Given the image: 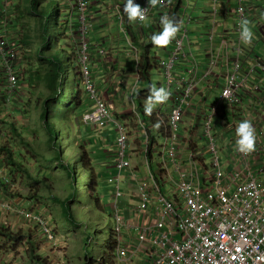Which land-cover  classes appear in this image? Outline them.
<instances>
[{"label":"built area","instance_id":"obj_1","mask_svg":"<svg viewBox=\"0 0 264 264\" xmlns=\"http://www.w3.org/2000/svg\"><path fill=\"white\" fill-rule=\"evenodd\" d=\"M235 1L232 9L235 22L231 32L237 42V57L226 69L224 84L220 86L216 101L209 104L204 113L205 151H189V166L183 164L179 146L180 124L193 99L205 96L201 84L217 73L221 61L220 56L215 54L212 28L208 36L210 57L205 66H200L192 49L190 25L193 16L181 7V27L166 46L167 52L159 57L166 90L169 93L175 87L179 90L170 105L165 142L159 152L162 170H151L154 173L149 178L140 180L136 192L131 194L136 204L121 207L119 199L126 196L122 175L131 171L133 166L131 136L126 123L114 117V108L93 79V42L90 37L93 26L89 17L92 0H72V6L77 11L74 17L79 40L78 91H82L89 106L83 113L84 123L100 129L109 124L116 128L114 160L108 183L114 188L110 210L115 255L119 264H264V183L249 170L250 160L255 157L262 158L264 164V135L261 133L257 137L258 143L253 151L238 152V165L225 169L216 133V121L223 109L244 106L252 87L264 101V57L258 58L251 68L240 59L244 49L240 21L247 19L248 8L244 0ZM134 2L148 8L145 19L135 21L137 25L152 19L158 30L161 23L154 18L168 16L175 0H158L155 7L149 5L148 0ZM123 3L124 0H116L114 8L125 31ZM219 3L220 0H211L214 14L219 11ZM14 50L0 29V68L5 78V105L11 104L20 82L16 69L19 64L17 52ZM179 71L182 75H178ZM255 73H260L263 79L251 85V77ZM139 122L142 123L141 118ZM148 140L145 136L143 156L147 164ZM0 142L9 147L14 145L9 128H0ZM260 171L264 172V168ZM1 175L0 169L1 183L10 184V178ZM12 208L11 202L0 199V210L10 211ZM18 214L33 221L49 242H56L54 226L44 214L26 208H20Z\"/></svg>","mask_w":264,"mask_h":264},{"label":"rangeland","instance_id":"obj_2","mask_svg":"<svg viewBox=\"0 0 264 264\" xmlns=\"http://www.w3.org/2000/svg\"><path fill=\"white\" fill-rule=\"evenodd\" d=\"M116 3V0H112V3ZM176 1V0H175ZM11 10H7V16L4 21L8 18L9 22L13 21L16 23L15 28L5 29L4 24H1V30L5 32V37L10 41L11 48L16 49L14 52L16 53V59L19 64H17V73L19 74V85L17 93L13 99V102L7 107L8 109L5 112H0V128H4L6 126L12 127V135L14 136V145L12 146L13 149L17 152V156L19 158V162H23L22 165L25 163L30 173L32 175H20L12 173V171L8 168L2 167L0 165V169L2 171L3 176H8L11 182L6 187L1 184L0 181V197L3 195L7 196L12 201L13 208L10 211L0 210V229H8L13 230L14 233L24 232L26 235L30 233L33 243L36 245L37 253L40 254L43 258H45L48 264H86V256L91 255L93 259H98L101 263L102 255L106 251L105 246L107 244V232L109 231L110 227L112 228V221L109 211L107 210L110 206V199L111 195L108 196L107 200H104L108 194L104 193V185L101 183L100 190L99 186L95 189L89 190L87 189L86 183L83 182V173L81 171H76L75 176L77 177L76 186H77V199L72 204V210L75 217V224L68 220V216L66 213L63 212V208L61 205L56 204L49 201H43L42 197L45 195V189L40 184L34 185V189L32 192L30 191L31 186L25 183L24 179L27 178L31 180V176L36 173L37 176L41 180H45L46 184L53 190V193L57 194L61 198H67V196L72 192L71 190V180L69 179L65 170L60 167L66 162H73L72 156L76 152L75 148L80 146L82 141L80 139L76 140V137L72 136V140L75 143L76 147H72L71 143H68L66 140L67 137L64 135L61 136L60 139V150L63 155L62 161H52L49 162V159L54 152L56 151L55 148H52V145L48 144L46 134L43 132V122L40 119L39 107L37 105V96H39V92L31 87L28 86L29 76L37 72V59H34V56L30 55L32 49L30 47H26L27 36L31 31H29L25 26L22 28V25L16 21L17 15L21 11L20 3L18 1L11 0ZM249 3V2H248ZM9 8V7H8ZM16 14H14L15 12ZM192 11L191 8L188 7L186 9V13L188 15H192L190 13ZM22 12V11H21ZM91 21V20H90ZM95 21L92 18V22ZM10 25V24H9ZM125 29V28H124ZM191 31V30H190ZM150 33V35H152ZM123 34V33H122ZM149 35V36H150ZM76 42L78 45V34L75 33ZM14 40L13 42H11ZM145 38L144 42H147ZM29 41V39H28ZM126 41V38H124ZM19 44H22V47H19ZM60 47L65 46L64 44H60ZM78 47V46H77ZM162 46H154L152 49L153 51H157L159 55L160 53L165 51V48L162 50ZM78 48H74V52L76 51V55L78 53ZM108 50H112L109 48ZM134 51L133 47L130 50V55L127 56V61H125L131 71L129 74L136 75V65L138 62V57L131 53ZM152 51V52H153ZM139 52V51H138ZM167 52V51H166ZM75 54V53H74ZM110 59V66L113 64L112 55ZM140 56V52H139ZM122 58H117L116 61L119 63L121 62ZM153 70L151 72V85L155 84L157 87L163 86L166 89V80L164 75L162 74L160 65H158L157 60H153ZM117 64V63H116ZM122 65V63L120 64ZM138 67V65H137ZM117 68V67H114ZM35 70V71H34ZM43 70V68L41 69ZM216 75V74H214ZM138 76V73H137ZM79 80V79H78ZM138 80V78H137ZM135 78L128 81L130 85L124 84L123 88H120L121 93V101L117 100L116 106L117 109L123 110L125 108L128 111V115L121 116V112L117 111L115 118L119 120H124L127 123V128L129 134L131 136V149L132 153V168L130 173L128 172L123 173L122 181L125 191L127 189H131L134 193L136 192L138 183L145 177L150 176L154 172L151 170H162L159 152L165 142V134H162V131L154 132L156 137V142H154V154L158 156L152 157L150 151L148 153V165L146 163L145 157L142 154V151L145 150L144 147L145 136L151 139V135L146 132V128L144 125L148 126L146 123H140V112L138 107L135 105V97L136 94L141 91L140 94V101L142 104H146L147 98L149 96V89H146L147 85L143 87L141 82H138L136 86ZM251 82H257V77L252 76ZM71 86L70 83H68ZM205 85H201L204 87ZM133 87V88H131ZM73 88V87H72ZM74 89V88H73ZM42 90V89H41ZM40 90V91H41ZM137 91V92H136ZM82 92V91H79ZM136 92V93H135ZM217 93V92H216ZM217 95V94H216ZM133 96V98H132ZM211 94L208 92L205 97L198 98L199 107L198 108H191V106L186 110V114L184 116L183 121L180 124V133L181 139L179 142L181 156L183 161L187 160L188 154L194 152L196 149L200 150L202 153L205 151V141L203 140V118L204 113L207 110V106L212 103V101L208 100ZM218 97V96H217ZM137 98V97H136ZM4 99V96H3ZM132 100L134 102H132ZM195 99H193L194 101ZM247 99L244 102L246 104ZM111 102V101H110ZM85 103V101H84ZM163 102L157 103L154 105L153 108H158ZM251 104V103H249ZM85 105V104H84ZM133 107V109H132ZM163 108H166L167 111H163V115L166 118V115H169L170 104L167 102L163 105ZM242 108V107H241ZM237 112V108H230L225 107L219 116L218 120L216 121V133L218 137V144L220 148V152L223 155H226L227 151L236 154L235 158H237L238 150L236 149L235 140L237 139L235 129L238 123L242 120H238V114L240 110ZM246 108V110L244 109ZM116 110V107L114 108ZM132 109V110H129ZM244 111L246 112L243 119H248L251 121L256 134V141L255 146L257 145V137L261 133L264 135V117L263 112L264 108L259 109V113L252 109L249 111V106H243ZM242 109V110H243ZM194 111V112H192ZM232 111L234 115L232 116ZM153 114V112H151ZM165 113V114H164ZM190 113H195V117L191 116ZM227 113H230L231 116H227ZM238 113V114H237ZM7 116L6 119L2 117V115ZM237 116V122L233 123L235 117ZM258 116V117H257ZM229 117V118H228ZM3 118V119H2ZM138 121V123H137ZM76 123L79 125V129L75 130V136H81L82 129L84 128L81 123H84L83 113L82 116L76 117ZM191 123L192 125L188 128V124ZM58 124V123H56ZM86 125V124H85ZM88 126V125H87ZM113 126L112 124L107 125L102 130L107 129L108 127ZM185 126V127H184ZM114 127V126H113ZM14 128L17 129L19 134L22 136H26L24 138L26 142L31 143V149H28L26 146L20 145V142L16 139L14 135ZM114 138L116 135V128L114 127ZM187 133V135H186ZM232 135L231 140L227 135ZM74 135V134H73ZM227 137V138H226ZM87 138V137H86ZM89 139V138H88ZM88 141V140H87ZM86 141V142H87ZM150 142V141H149ZM88 143V142H87ZM73 144V143H72ZM79 144V145H78ZM156 144V145H155ZM3 146V143H0V148ZM10 147V148H12ZM184 149V151H183ZM227 150L226 152H224ZM191 151V152H189ZM143 161V163H142ZM32 166H36V170L32 168ZM111 167H108L110 170ZM9 172H8V171ZM91 172V170H89ZM92 176L96 177L94 171L91 172ZM1 175V176H2ZM97 178V177H96ZM95 178V179H96ZM2 180V177H0ZM127 180V181H126ZM107 181V180H106ZM126 181V182H125ZM98 182V179H97ZM130 182V184H129ZM108 184V182H107ZM131 184H134L132 187ZM112 186V185H111ZM113 186L112 188L109 185V189L107 191H111L113 193ZM100 191V192H99ZM106 194L105 197L102 195ZM111 193V194H112ZM40 195V196H37ZM47 195V194H46ZM37 196V197H34ZM4 199V198H3ZM32 199V200H31ZM123 197L119 199V204L121 203ZM5 201H9L4 199ZM23 200H31L28 202V205L20 203ZM33 202V204H32ZM44 204V205H40ZM27 210H31L34 212H40L44 214L48 219L51 220L55 233L58 237V242L52 243L49 242L46 237L42 234L40 229L33 223V221L29 222L26 219H23L19 214L18 211L20 208L25 207ZM105 205V207H104ZM25 211L24 209H21ZM20 228V229H19ZM87 236H91L89 240H87ZM4 237H0V252L4 255H7L6 262L3 264H31V261L28 257L27 252V244L25 242L17 244L16 242L10 243L6 242ZM87 252V253H86ZM88 254V255H87ZM113 256L116 258L115 253ZM117 264V262L115 263Z\"/></svg>","mask_w":264,"mask_h":264},{"label":"crops","instance_id":"obj_3","mask_svg":"<svg viewBox=\"0 0 264 264\" xmlns=\"http://www.w3.org/2000/svg\"><path fill=\"white\" fill-rule=\"evenodd\" d=\"M244 1L247 3V8H248L247 20L250 22V27L252 28L254 38L252 39L250 43H244V49H243V53L240 55V59L244 62L245 66H247L248 68H251L254 62L258 58L264 57V18H262V14H264V0H244ZM11 3H12L11 0H0V25L4 24L5 29L10 28L11 25H13L12 28H15V25H16V23H13V21L9 22L8 18L4 21V19L7 16V10L8 9L11 10V7L9 6V4ZM60 4H61L63 12L67 14V12L72 7V0H62ZM235 5H236L235 0H220L219 11L217 12V14H214L212 10L211 0H184V6L188 7V10L189 8L192 9V11L190 12L192 13V16H193V23L190 25L192 49L194 51L196 59L200 63V66L202 65L205 66L208 62V58L210 57L209 49L211 47V44L208 40V36H209V33L211 32V29L214 28L215 38H214L213 46H214L215 54L220 56L221 64H220L219 69L217 70L216 75H213L212 77L207 78L201 84V85H205L204 86L205 96L207 95L208 92L211 94L208 100L212 102L217 99L220 86L224 84L225 73H226V69L228 65L231 63L233 59H236L237 57V53H236L237 42L235 41V38L231 32L234 26V22H235L234 15L232 14V9L235 7ZM114 6L115 4H114V1L112 3V0H93L92 1V7L89 12V17L91 20V24L93 26L92 32L90 35L91 40L93 42V46L91 48V56H92L91 64H93L92 65L93 79L96 82L97 87L103 93L104 97L107 99V102L110 103V105L113 108L116 107V110L114 109V112H113L114 116L116 115L117 111L121 112V116H124V115H128V111H126L125 108L121 110L120 107L119 109H117L118 106H116L117 100L121 101L120 97H121L122 90L120 91V88L121 87L123 88L124 84L130 85L128 81L132 80V78H135L134 83L136 86H138L137 83L139 82V80H137L138 78L137 66H136V75L134 76L132 74H129V71L131 70L129 68V65L125 61L128 60V58L126 57L130 55V50L133 46L129 43L126 33H124V31L122 30L119 24V20H118L117 13L115 11ZM92 18L95 21L92 22ZM154 19L160 22V17H155ZM152 23H153L152 19H149L142 25H137L135 21L131 23L129 22V26L133 27V31L131 32L134 33V36L136 37V39L142 42V41H145V38L147 40V37H149L152 31L156 30V26H154ZM68 24H69L68 28L70 30L69 32L71 35L70 43L71 45L78 46L76 42V36H75V33H77V30H78L77 22L73 21ZM3 33L5 34V32ZM124 38H126V41H124ZM13 41L14 40H12L11 42ZM19 47H22V44H19ZM31 48H32V51L34 52L35 50L34 46ZM109 48H112V50H108ZM131 53L134 54L136 57V54H135L136 51L135 53L131 51ZM160 54L162 55L164 53L161 52ZM30 55L34 56L32 52ZM110 55H112V58H113V64H114L112 66L113 68H111L110 66V59H111ZM117 58H122L121 62L119 63V66H118V62L116 61ZM34 59L36 58L34 57ZM121 63L122 65H120ZM114 67H117V68H114ZM178 75H182L180 74V71L178 72ZM254 76L257 77V83H259V81L263 79V76L260 73H255ZM72 81L73 83H71L70 87H73L74 90L77 91L79 87L78 79H73ZM254 83L255 82H251V85H254ZM41 87L42 85H39L36 87L34 86L33 89L37 91V90H41ZM4 91H5V78L4 76H2V72L0 69V112L2 111L5 112V110L8 109L7 108L8 106H5L3 104ZM178 93H179V90L176 87L173 88L170 92V96L168 97V99L164 101L160 105V107L153 108L152 112L159 114L160 108L167 102L170 105H172ZM198 98L199 97H195L194 98L195 100L191 102V105H192L191 108L199 107L200 104H199ZM246 99L247 101L244 106H249L250 107L249 111L252 109H255V111L259 113V109L264 108V101L259 97L258 92H256L253 89V87L249 91ZM132 102L134 101L132 100ZM84 104L80 109V116H82V113H84L85 111L89 109L88 103L86 101ZM240 108L241 107L236 109L237 112L239 111ZM132 109H129V110H132ZM242 109H243V106L240 110V113L239 114L237 113L239 116L238 120L243 119L246 114V112L244 111V109L246 110V108H244L243 110ZM163 111L165 112L167 111V109L166 108L161 109L160 113L162 115H163ZM190 115L195 117L196 114L190 113ZM233 115H234V112L232 111V116ZM227 116H231L230 113H227ZM262 116L264 117V112ZM2 117L6 119L7 116H5L4 114L2 115ZM166 117L168 116L166 115ZM138 119H140L139 116H138ZM236 120H237V116L235 117V120H233V123H236L237 122ZM124 122L126 123V121ZM81 124L83 125L84 128L82 129L81 136L79 137L77 136V140L80 139L79 141H82V143L80 144V147L81 145H83L91 158L92 172L94 171L98 179V182H97L98 186L101 183H103L104 185L103 192L108 194L107 197H105L106 194L103 193L102 196L105 197L104 200H107L108 196L110 195L112 199V194H113L112 190L109 192L107 191V189H109V185L112 188L110 183L107 184L108 182L107 177L109 176V172H110V170H108V167H111L112 169L113 160H114V152H115V148L113 146V140H114V134H115L114 127L110 126L107 129L102 130L100 128H95L94 126H91V125L87 126L85 125V123H81ZM191 125L192 124L189 123L188 126L186 127L189 128ZM6 127L9 128L10 131H12L11 126H6ZM78 129H79V125L76 123L75 130L77 131ZM23 137L27 138L26 136H23ZM227 137H229V139L231 140L232 135L228 134ZM154 150L155 149L152 150V156L153 157L158 156L157 153L156 155L154 154V152H156ZM226 151L227 150H225L224 152ZM132 155L134 154L132 153ZM235 156L236 154L233 155V153H231L230 151H227L226 155L222 156L225 169L231 168V165L239 164L237 163L238 157L235 158ZM2 158L3 156L2 157L0 156V160H1L0 165L1 164L3 165ZM261 160L262 158H259V157H255V159L250 160L251 167L249 168V170L252 175L253 174L256 175L264 183V172L260 171L264 168V164L262 163ZM22 163L23 162H21V164ZM183 164L188 165V160L183 161ZM23 165L25 168H27L25 163ZM32 168L36 170V166H32ZM199 170L200 172H202L201 167H199ZM33 178L34 179H31V180H28L27 178H25L24 181L28 185L34 186L36 185L35 180L36 179L39 180L40 178L39 176L36 175V173L33 174ZM0 181H3V180H0ZM131 186L133 187L134 184H131ZM4 187L6 186L4 185ZM99 190H100V186H99ZM126 194H127L126 197L122 199L119 205H121V207H126L127 205L131 206V205L136 204V199L131 197V194H133L131 189H127ZM37 196H40V195H37ZM37 196H34V197H37ZM40 197L44 199L43 201H46V200L49 201V196L46 194ZM3 198L9 200V202L11 203L13 201L9 199L7 196L3 195L2 193V196L0 197V199L4 200ZM111 199H110V203H111ZM31 200H27V201L31 202ZM27 201L23 200L20 203L28 205ZM40 205H44V204H40ZM6 257L7 255H4L0 252V264H3L4 262H6Z\"/></svg>","mask_w":264,"mask_h":264},{"label":"trees","instance_id":"obj_4","mask_svg":"<svg viewBox=\"0 0 264 264\" xmlns=\"http://www.w3.org/2000/svg\"><path fill=\"white\" fill-rule=\"evenodd\" d=\"M20 3L21 11L16 20L19 25L21 23L22 28L24 26L31 31L27 36L26 47H33V55L37 59V72H34L32 76H29L28 86L34 88V86L42 85L41 91L38 90L39 96H37V105L41 111L40 119L43 122V132L46 134L48 144L52 145L56 151L48 158L49 162L54 160L62 161L63 155L60 150V139L64 135L67 137L68 143H71L72 147H76L72 136H75L76 129V117L80 115V109L84 104L85 98L82 92L75 91L68 83H73V79L80 80V72L78 71L77 59L78 54L74 52L77 46L71 45V35L68 28V23L75 22V17H70L62 10L59 0H13ZM183 5V0H176L173 4V9L169 13L168 17H174L180 21V9ZM125 25L127 26V37L129 43L134 49L140 52L138 53V80L142 83L143 87L147 85L146 89L151 86V72L153 70V47L150 37L147 42H140L134 36L133 27L129 26L127 17L125 15ZM161 27L154 31L158 33ZM29 39V41H28ZM60 44L65 46L60 47ZM79 46V40H78ZM32 49V48H31ZM75 53V54H74ZM140 63V64H139ZM43 68V70H41ZM78 80V81H79ZM141 91L136 94L135 104L140 112V118L145 126L146 132L151 135V139L148 140V153L153 149V144L156 142L154 132L162 131V134L166 135V118L162 114H145L144 104L140 101ZM58 123V124H56ZM158 124V127L156 126ZM14 135L20 142V145L26 146L31 149V143L26 142L19 134L17 129L14 128ZM74 134V135H73ZM150 141V142H149ZM73 143V144H72ZM156 145V144H155ZM76 152L73 154V162H66L62 167L71 180V190L67 198H61L57 194L53 193V190L46 184L45 180L36 179L35 183L40 184L45 189V194L49 196V200L59 204L63 208V212L68 216V220L75 224V217L72 210V204L77 199V177L75 172L81 171L83 173V182L86 183L87 189L92 190L98 187L97 178L92 176L91 158L83 145L75 148ZM0 156H3L4 167L10 169L12 173L20 175H32L30 171L19 162L17 152L9 146L3 145L0 148ZM91 170V172H89ZM96 178V179H95ZM31 179H34L31 176ZM34 189L31 186L30 191ZM4 237L6 242H16L17 244L25 242L27 244V252L31 264H48L47 260L43 258L36 251V245L33 243L30 233L27 235L24 232L14 233L11 230L1 228L0 237ZM107 244L105 246L106 251L102 255V261L93 259L91 255L86 256V264H115V241L112 228L110 227L107 232ZM91 236H87L89 240ZM87 253V252H86Z\"/></svg>","mask_w":264,"mask_h":264},{"label":"clouds","instance_id":"obj_5","mask_svg":"<svg viewBox=\"0 0 264 264\" xmlns=\"http://www.w3.org/2000/svg\"><path fill=\"white\" fill-rule=\"evenodd\" d=\"M59 1H60V3L62 2V0H59ZM123 4H124L123 13L126 15V17L128 19L127 22L131 23V22H134L137 20L143 21L145 19V12L148 8H142L139 4L135 3L134 0H124ZM148 4L151 5L152 7H155L158 4V0H148ZM182 7L187 9V7L184 6V0H183ZM76 13H77V11L74 9L73 6L67 12L68 16H70V17H74L76 15ZM262 18H264V14H262ZM160 23L162 26L161 30L158 33H153L150 37V40L154 46H162V47L164 46L165 51L163 53L165 54V52L167 51L166 46L171 42V40H173L176 37V35H177V33L181 27L182 22L176 20L174 17L170 18L168 16H161ZM124 28H125L124 33H126V35H128L127 34L128 33L127 32V26L125 25V22H124ZM3 35L5 36L4 33H3ZM240 38L244 43H250L252 41V39L254 38L252 28L250 27V22L247 19H242L240 21ZM142 42H144V41H142ZM136 53H137V57H138V53H139L138 50H136ZM164 54L159 55L157 51H153L154 59L158 61V63H157L158 65H159V60H160L159 57L162 58L164 56ZM137 65H138V62H137ZM137 69H138V67H137ZM1 72H2V70H1ZM79 91H81V90H79ZM169 96H170L169 91H167L163 86L157 87L155 84L151 85L149 88V96L147 98V103L144 106L145 114H151L154 105L157 103L166 101ZM214 101H216V100H214ZM156 126L158 127V124ZM235 133H236V137H237V139L235 140V145H236V149L238 151H240L241 153H249V152L254 150L255 141H256V134H255V129H254L250 120L242 119L238 123V125L236 126ZM5 186H7V185H5ZM52 243H54V242H52Z\"/></svg>","mask_w":264,"mask_h":264},{"label":"bare ground","instance_id":"obj_6","mask_svg":"<svg viewBox=\"0 0 264 264\" xmlns=\"http://www.w3.org/2000/svg\"><path fill=\"white\" fill-rule=\"evenodd\" d=\"M162 27V26H161ZM208 40H209V38H208ZM210 42V41H209ZM140 64V63H139ZM93 65V64H92ZM3 104L5 105V102H4V100H3ZM5 106H9V105H5ZM155 114H158V113H155ZM159 114H161V113H159ZM167 120H168V117H166V127L168 126L167 125ZM11 133H12V131H11ZM14 137V136H13ZM75 144V143H74ZM113 146H114V144H113ZM145 147V146H144ZM115 148V147H114ZM153 149H154V147H153ZM152 149V150H153ZM115 153V152H114ZM142 153H143V151H142ZM150 154H151V156H152V151L150 152ZM158 155H160V153L158 154ZM153 157V156H152ZM147 160H148V149H147ZM160 159H161V156H160ZM148 165V164H147ZM130 173V171H128V174ZM109 177V176H108ZM108 177H107V180H108ZM124 187V186H123ZM125 190V189H124ZM126 192V191H125ZM127 193V192H126ZM127 195V194H126ZM126 197V196H125ZM124 198V197H123ZM24 208H26V207H24ZM108 211H109V213H110V216H111V210H110V206L108 207V209H107ZM27 221H29V220H27ZM111 221H112V219H111ZM29 222H31V221H29ZM113 224V223H112ZM113 226V225H112ZM57 240H58V237H57ZM56 240V241H57ZM116 256V255H115ZM115 261L117 262V259L115 258ZM117 264H119L118 262H117Z\"/></svg>","mask_w":264,"mask_h":264}]
</instances>
